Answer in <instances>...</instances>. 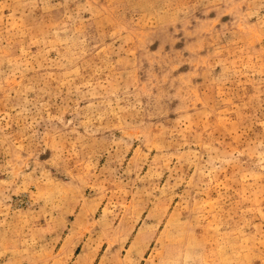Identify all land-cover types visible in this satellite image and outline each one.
<instances>
[{
	"label": "rangeland",
	"instance_id": "1",
	"mask_svg": "<svg viewBox=\"0 0 264 264\" xmlns=\"http://www.w3.org/2000/svg\"><path fill=\"white\" fill-rule=\"evenodd\" d=\"M0 264H264V0H0Z\"/></svg>",
	"mask_w": 264,
	"mask_h": 264
}]
</instances>
